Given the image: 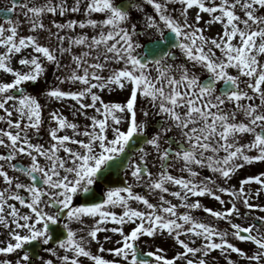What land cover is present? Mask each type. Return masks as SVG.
<instances>
[{
  "label": "snow or ice",
  "instance_id": "1",
  "mask_svg": "<svg viewBox=\"0 0 264 264\" xmlns=\"http://www.w3.org/2000/svg\"><path fill=\"white\" fill-rule=\"evenodd\" d=\"M0 122V264H264V0H8Z\"/></svg>",
  "mask_w": 264,
  "mask_h": 264
},
{
  "label": "rangeland",
  "instance_id": "2",
  "mask_svg": "<svg viewBox=\"0 0 264 264\" xmlns=\"http://www.w3.org/2000/svg\"><path fill=\"white\" fill-rule=\"evenodd\" d=\"M8 0H0V7H3L5 5H7ZM220 25H215L213 28H211L207 34L209 36L215 35V33L219 30ZM18 66V65H17ZM6 79H11V76H7L5 77ZM54 82V75H53V69L50 67L47 72H46V77L40 79L37 82H32L30 85H28V91L29 92H34V93H38V98L41 100L42 104H46L47 107L45 108V119L47 116V112L50 110L51 107H57V108H61V110L64 112L65 115H68L69 118L71 119V114H70V104L71 102H69L68 104L61 106L59 104H53L51 102H48L46 100V98L43 95L44 90L50 86L52 83ZM63 87H67V85H63ZM125 93H120L119 95H113L111 97L106 96V99H116V100H121L123 99ZM81 123H84L83 119L81 118L80 120ZM0 126H2V122H0ZM151 131V129L149 130ZM47 137L43 136L40 142H44V140H46ZM259 171H264V163H256L254 165L251 166H246L244 172L242 175H238L236 178L234 177L233 180L230 181L231 184H236L237 180L242 178L245 174H254L257 173ZM11 174V173H10ZM128 183H132V180L130 178H126ZM236 179V182H235ZM2 186V185H0ZM250 187L252 188H256L258 187L255 184H252ZM135 191L138 192H144L145 190L142 187H136ZM222 198L225 200H228L229 197L227 196V194H223ZM154 199V198H152ZM173 199V202H176L175 198H171ZM201 202L203 205L205 206H210L213 207L216 210H220L222 208V206L219 204V202L215 201L213 198L211 197H203L200 198ZM253 203H264V195L260 196L257 200L252 201ZM119 211V210H117ZM240 211L242 213L246 212V209L244 207L241 206ZM256 215H264V212H260L259 210H253ZM198 219L204 220V221H208L209 219H212V222L216 224L217 227L222 228L227 230L228 225L226 224L225 221L223 220H215L214 218H211L209 216L208 213L203 212L202 210H194L193 213ZM233 219L235 220V222L237 223H241L242 225L246 226L248 223H254V220L252 218L251 214H248L247 218L245 219L244 217L241 218H236L233 217ZM112 226V225H109ZM261 232H264V227L261 228ZM253 234H255V231L253 232ZM103 235H112L113 236V241L115 239H117L118 237L114 234L111 233H101L100 236L101 238L103 237ZM148 239V238H145ZM149 243H151V240L149 239ZM199 243V241L197 242ZM155 244L160 245L162 247H165L167 249V254L169 256H172L174 254V252L176 251V248L173 247V241L172 240H157L155 242ZM114 243H108L105 244V247H113ZM238 246H240L241 248H243L244 250H246L247 252H249V254H251V252L253 251V249L255 248V246H253L250 242H238ZM141 247L144 248L145 251L150 250L146 245L141 244ZM93 251H95V246L93 247ZM103 255L106 256V258H112L111 254L109 253H104ZM214 256H218L220 257L219 259V264H226V262L224 261L223 257L220 256L219 252L216 251L213 253ZM232 259L234 260H238V264H247V262L243 259V258H239L237 257V255L235 253L231 254Z\"/></svg>",
  "mask_w": 264,
  "mask_h": 264
},
{
  "label": "water",
  "instance_id": "3",
  "mask_svg": "<svg viewBox=\"0 0 264 264\" xmlns=\"http://www.w3.org/2000/svg\"><path fill=\"white\" fill-rule=\"evenodd\" d=\"M129 154H131V153H129ZM122 173H123L122 170L113 172L112 179L117 181V184L114 186H122L121 182L124 181Z\"/></svg>",
  "mask_w": 264,
  "mask_h": 264
}]
</instances>
